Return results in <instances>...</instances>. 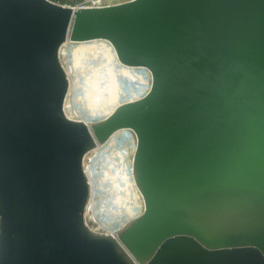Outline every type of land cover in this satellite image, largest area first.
Returning <instances> with one entry per match:
<instances>
[{
    "label": "water",
    "instance_id": "1",
    "mask_svg": "<svg viewBox=\"0 0 264 264\" xmlns=\"http://www.w3.org/2000/svg\"><path fill=\"white\" fill-rule=\"evenodd\" d=\"M68 39L109 41L148 93L69 118ZM124 128L144 211L100 234L84 160ZM0 264H264V0H0Z\"/></svg>",
    "mask_w": 264,
    "mask_h": 264
},
{
    "label": "rangeland",
    "instance_id": "2",
    "mask_svg": "<svg viewBox=\"0 0 264 264\" xmlns=\"http://www.w3.org/2000/svg\"><path fill=\"white\" fill-rule=\"evenodd\" d=\"M52 1L77 8L94 3L111 5L128 0ZM65 49L67 53L60 56L64 68L71 66L74 69L72 81L79 84L92 99L95 111L89 121L91 125L103 120L120 103L137 98L138 94L150 86L151 78L144 74L143 69L121 64L113 46L107 40L67 42ZM74 95L73 90L70 98H74ZM136 144L134 132L124 129L115 133L104 144H98L86 155L85 164L94 166L97 174L93 176V190L89 197L91 206L87 209L85 221L96 233H108L100 224L102 217L123 223V228L144 211V201L132 175ZM135 205L139 206L137 211H131L136 209ZM122 228H114L116 236Z\"/></svg>",
    "mask_w": 264,
    "mask_h": 264
},
{
    "label": "bare ground",
    "instance_id": "3",
    "mask_svg": "<svg viewBox=\"0 0 264 264\" xmlns=\"http://www.w3.org/2000/svg\"><path fill=\"white\" fill-rule=\"evenodd\" d=\"M99 40H102V39H99ZM93 41V40H92ZM67 42H72L71 40H67L60 48V56H62L63 54H66L67 53V50L65 49V46L67 44ZM87 42V41H85ZM115 51V50H114ZM116 53V52H115ZM117 56V54H116ZM118 59V57H117ZM119 60V59H118ZM119 62L121 64H123L120 60ZM62 63V62H61ZM63 65V63H62ZM124 66H127V67H132V68H141L143 69L144 71V74L148 75V77L151 78V82H152V77H151V73L148 69H146L145 67H135V66H128V65H125L123 64ZM64 67V66H63ZM65 69V68H64ZM66 71V74L68 76V79H69V90H68V93H67V97H66V100H65V105H64V111L66 113V115L71 118V119H74V120H78V121H83L84 123L87 124V126H91L90 124V120L92 119L93 117V114H94V109H93V103H92V99L91 97L89 96V94L84 91L82 89L81 86H79V84L77 85V83H75L73 78H72V75H73V72H74V69L70 66V68L68 69H65ZM151 82H150V86L149 88H147L146 91H143L141 92L140 94H138V97L137 98H134V99H131V100H128V101H125V102H122L120 103L119 105H117L116 107H114L109 113L108 115L104 118L106 119L109 115H111L113 113V111L119 107L120 105L124 104V103H128V102H132V101H136L142 97H144L150 87H151ZM73 90H74V98H70L71 94L73 93ZM76 91V92H75ZM103 119V120H104ZM102 121V120H101ZM126 129V128H124ZM124 129H120V130H117L116 132H114L109 138H111L115 133H117L118 131H121V130H124ZM109 138L105 141L107 142L109 140ZM104 142V143H105ZM104 143H101V144H104ZM136 150V148H135ZM135 153V152H134ZM86 158V156H85ZM134 158V156H133ZM84 168H85V173L87 175V178L89 180V184H90V194L92 193V183H93V180H94V175L95 173L97 174V171L96 169L93 167H89L85 164V161H84ZM132 175H133V179H134V182H135V178H134V174H133V160H132ZM136 184V183H135ZM137 186V185H136ZM135 188V187H134ZM133 192H131L130 196H132ZM91 204V198L90 200L88 201V204H87V207H86V212L87 209L89 208V205ZM139 206L135 205V208L134 210H131V211H137V208ZM98 212L100 213V211L98 210ZM101 214V213H100ZM129 214H132V213H129ZM85 216H86V213H85ZM139 217V216H138ZM137 218V217H136ZM100 224L102 226H104L107 230H108V233L106 234H110V235H113V236H116V231H114V228L115 227H121L124 225L123 223H120L119 221H116L114 219H110V218H107V219H103L102 217V222H100ZM113 229V230H112Z\"/></svg>",
    "mask_w": 264,
    "mask_h": 264
},
{
    "label": "built area",
    "instance_id": "4",
    "mask_svg": "<svg viewBox=\"0 0 264 264\" xmlns=\"http://www.w3.org/2000/svg\"><path fill=\"white\" fill-rule=\"evenodd\" d=\"M97 5H107V4H104V3H94V4H92L91 6H97Z\"/></svg>",
    "mask_w": 264,
    "mask_h": 264
}]
</instances>
